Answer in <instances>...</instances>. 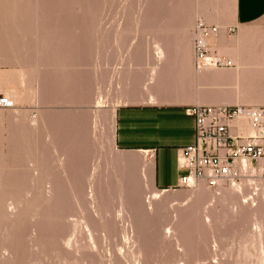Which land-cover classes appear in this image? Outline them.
<instances>
[{"label": "rangeland", "instance_id": "1", "mask_svg": "<svg viewBox=\"0 0 264 264\" xmlns=\"http://www.w3.org/2000/svg\"><path fill=\"white\" fill-rule=\"evenodd\" d=\"M172 5L237 51L210 40L234 66L198 71L215 73L200 104L264 105V16L233 27L234 0H0V264H264V157L217 189L160 191L150 157L115 146Z\"/></svg>", "mask_w": 264, "mask_h": 264}, {"label": "crops", "instance_id": "2", "mask_svg": "<svg viewBox=\"0 0 264 264\" xmlns=\"http://www.w3.org/2000/svg\"><path fill=\"white\" fill-rule=\"evenodd\" d=\"M233 11V27L253 23L264 16V0H234ZM162 13L166 15L160 17L161 22L168 26L164 38L142 44L159 41L165 46V59L149 89L145 84L154 62L149 63V71L140 73L141 89L125 93L124 103L115 112L114 143L121 151H138L153 159L149 160L151 181L160 191H168L162 189L176 187L180 177L187 174L177 165L179 149L196 141V120L188 109L213 104H200L193 49L197 15L188 6L177 5L167 6ZM216 40L219 37L212 39Z\"/></svg>", "mask_w": 264, "mask_h": 264}, {"label": "built area", "instance_id": "3", "mask_svg": "<svg viewBox=\"0 0 264 264\" xmlns=\"http://www.w3.org/2000/svg\"><path fill=\"white\" fill-rule=\"evenodd\" d=\"M217 31V26L199 20L194 26V63L198 71L212 58L217 68L234 66L230 59L211 55L208 39ZM13 105L9 97L0 96L1 108ZM188 113L196 120V141L179 149L177 165L186 169L187 174L181 176L177 186L170 189L192 188L199 181L217 189L236 178L238 160L246 158L254 163L264 157V105H195L188 109ZM241 115L258 129L257 135H246L236 128L234 121Z\"/></svg>", "mask_w": 264, "mask_h": 264}, {"label": "bare ground", "instance_id": "4", "mask_svg": "<svg viewBox=\"0 0 264 264\" xmlns=\"http://www.w3.org/2000/svg\"><path fill=\"white\" fill-rule=\"evenodd\" d=\"M217 23L220 25V27L222 28V26L224 25L223 23H221V21H217ZM194 29V28H193ZM218 31H219V28H218ZM218 31L216 32V33H214L209 39H208V43L210 44V46H211V43H210V40L218 33ZM244 31V29H242L241 30V32H243ZM244 33H246V32H244ZM224 33L222 32V33H220V35L218 36L219 37V45H221V46H223L224 48H225V50L226 51H229L230 53H227V54H230L231 55V57H232V59L235 61V62H237V60H238V58H237V51H236V48L233 46V44L232 43H230V45H229V47L230 48H228L227 46H226V43H225V40H224V35H223ZM241 37V36H240ZM217 41V40H216ZM215 41V42H216ZM217 41V42H218ZM155 52L153 51V53L155 54V58H156V60H157V63L155 64V66L154 65H152L153 66V68L151 67L150 69H152L151 71H150V78H149V80H148V83L146 84V89H148L149 88V84H151V83H153L155 80H156V76H157V73H158V70H159V68H160V65L163 63V61H164V59H165V49H163V47L157 42V41H155ZM239 48V47H238ZM224 50V51H225ZM206 69V70H208V71H213L215 68H217V67H215L214 66V64H213V58L212 59H210V63H209V61H208V63H206V65H204V67H202L201 69ZM200 71V70H199ZM216 71V70H215ZM217 74V73H216ZM213 75H215V73H210V72H206L205 73V75L204 74H199L198 73V77H199V80H202V79H200V78H205V77H211V76H213ZM211 79V78H210ZM204 80V79H203ZM205 81V80H204ZM200 85H202V84H200ZM201 87V86H200ZM202 88V87H201ZM32 120H35L34 118L32 119ZM234 124H235V126H236V128L240 131V132H243L244 134H246V135H257L258 134V129L257 128H255L252 124H251V122H250V120H248L244 115H241V116H239L235 121H234ZM241 161H240V168L242 169V170H247V169H249L250 168V164H251V162L249 163V160L248 159H246V158H243V159H240ZM145 165V164H144ZM146 166V165H145ZM145 170V169H144ZM143 170V171H144ZM145 174V173H144ZM147 177V176H146ZM147 179V178H146ZM236 188L238 189L239 188V185H237L236 183H232L231 184V188L230 189H235L236 190ZM227 190V189H226ZM234 190V191H235ZM230 191V190H229ZM160 193V192H159ZM159 193L156 191L155 193H153V195L151 196L152 197V199H155L156 200V198H158L159 197Z\"/></svg>", "mask_w": 264, "mask_h": 264}]
</instances>
